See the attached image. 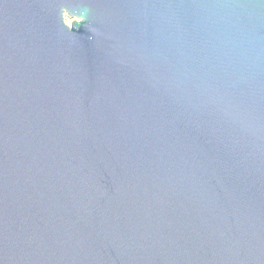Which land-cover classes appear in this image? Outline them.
Returning a JSON list of instances; mask_svg holds the SVG:
<instances>
[{
    "label": "water",
    "instance_id": "water-1",
    "mask_svg": "<svg viewBox=\"0 0 264 264\" xmlns=\"http://www.w3.org/2000/svg\"><path fill=\"white\" fill-rule=\"evenodd\" d=\"M0 264H264V0H0Z\"/></svg>",
    "mask_w": 264,
    "mask_h": 264
},
{
    "label": "clouds",
    "instance_id": "clouds-1",
    "mask_svg": "<svg viewBox=\"0 0 264 264\" xmlns=\"http://www.w3.org/2000/svg\"><path fill=\"white\" fill-rule=\"evenodd\" d=\"M61 12H62V20H63V24H64V26H66L67 29H69V30H71L75 24H80V23H83V22H84V19H85L84 16H82V15H75V16L72 15V14L70 13V11L68 10L67 7L62 8V9H61ZM65 13H67L68 16L70 15L71 18H73V20H74V22H75V23L72 24L71 26H69V25L65 22Z\"/></svg>",
    "mask_w": 264,
    "mask_h": 264
},
{
    "label": "rangeland",
    "instance_id": "rangeland-1",
    "mask_svg": "<svg viewBox=\"0 0 264 264\" xmlns=\"http://www.w3.org/2000/svg\"><path fill=\"white\" fill-rule=\"evenodd\" d=\"M68 22H70L71 20L70 19H67Z\"/></svg>",
    "mask_w": 264,
    "mask_h": 264
}]
</instances>
